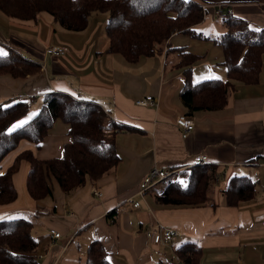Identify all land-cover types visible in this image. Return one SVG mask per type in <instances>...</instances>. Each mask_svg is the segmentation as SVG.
<instances>
[{"label":"crops","instance_id":"1","mask_svg":"<svg viewBox=\"0 0 264 264\" xmlns=\"http://www.w3.org/2000/svg\"><path fill=\"white\" fill-rule=\"evenodd\" d=\"M205 9L204 20L194 27L207 37L226 32L225 17L233 15L250 28H264V0H194ZM221 13L222 16H220ZM105 13H94L81 32L60 27L54 17L41 12L34 20L22 21L0 10V51L11 47L41 64V71L24 78L0 74V104L15 99H32L30 110L13 128L32 118L43 104L44 94L62 91L98 102L121 125L116 149L121 159L109 174L88 180L85 186L68 192L53 179L51 195L33 199L27 190L30 164L20 161L12 181L17 198L0 205V220L26 217L38 247L40 264H86V249L99 239L111 264H158L174 257L183 241L197 242L203 264H264V55L259 83L236 84L229 103L216 111L186 114L180 90L185 84L179 55L163 48L160 53L135 63L105 53ZM169 47H185L199 57L192 65L193 81L226 78L223 51L213 40L174 34ZM63 47L59 56L47 53ZM151 95L155 102L136 105V99ZM186 115L195 122L187 137L176 126ZM71 141L68 125L54 121L39 144L24 138L0 162V175L16 158L32 152L40 160L61 158ZM206 156L196 163L195 157ZM197 164L215 166L217 177L209 197L213 204L181 208L156 200V189L137 195L143 178L153 167L177 172ZM236 175L255 182L251 200L231 205L225 190ZM93 188L102 192L98 198ZM140 203L134 207L129 198ZM117 210L114 217L108 214ZM155 225L174 231L169 241L153 244L147 232ZM61 233L53 239L50 230Z\"/></svg>","mask_w":264,"mask_h":264},{"label":"trees","instance_id":"2","mask_svg":"<svg viewBox=\"0 0 264 264\" xmlns=\"http://www.w3.org/2000/svg\"><path fill=\"white\" fill-rule=\"evenodd\" d=\"M0 10L8 17L34 20L41 12L51 14L56 23L68 31L81 32L90 24L94 13L107 15L105 53L119 55L129 63L160 53L163 48L179 55L177 66L183 68L186 80L180 90L186 114L216 111L224 108L236 91L237 83H259L264 55V28L252 29L247 21L227 15V30L219 37H207L194 29L205 18V9L194 0H0ZM174 34L215 41L223 51L222 64L226 78L212 77L193 81L192 65L199 57L185 47H169ZM0 55V74L24 78L41 71V64L6 47ZM32 99H15L0 104V162L15 149L21 139L39 145L57 119L68 125L71 141L61 158L40 160L30 151L16 158L0 175V205L13 202L17 191L12 181L20 161L30 164L27 190L39 200L51 195L50 182L55 179L64 192L85 186L109 174L121 157L115 135L124 127L116 122L98 102L78 98L62 91L43 96L39 111L22 126L15 123L30 110ZM217 172L213 165L197 164L166 178L156 189V200L168 206L194 208L213 204L209 193ZM231 205L251 200L255 182L247 175L234 176L224 191ZM113 210L108 217H114ZM32 223L26 217L0 220V264H40L35 255L38 243L32 234ZM201 246L192 240L174 248V257L158 264H203ZM174 258L179 259L176 261ZM86 264H111L105 246L94 239L86 249Z\"/></svg>","mask_w":264,"mask_h":264},{"label":"built area","instance_id":"3","mask_svg":"<svg viewBox=\"0 0 264 264\" xmlns=\"http://www.w3.org/2000/svg\"><path fill=\"white\" fill-rule=\"evenodd\" d=\"M218 14H220V16L223 17V15H221L220 12ZM65 51H66L65 48L59 47V46L50 47L47 49L48 54H52L55 56L62 55ZM135 102H136V105H139V106H148V105H152L155 102V99L151 95H147L145 97L136 99ZM175 123H176V126L181 129L182 136L184 138L187 137L188 134L195 128V122L186 115L179 116L176 119ZM206 159L207 157L204 155L198 156V157H195V162L201 163V162H204ZM171 174L172 172L168 169H162L156 166L153 167L149 171V173L143 178L142 182L140 183L138 187L137 195L143 196L151 188L159 184L164 179L168 178ZM92 190H93V194L96 197L98 198L102 197V192L98 188H93ZM129 201L133 203L134 207H137V208L140 207V203L138 201H134L133 197L129 198ZM50 234L52 238L55 240L61 237V233L55 229H51ZM175 234L176 233L172 230L164 229L160 225H155L147 232V237L151 243L158 245V244H161L163 241L171 240ZM174 259L176 261H179V259L177 258H174Z\"/></svg>","mask_w":264,"mask_h":264},{"label":"snow or ice","instance_id":"4","mask_svg":"<svg viewBox=\"0 0 264 264\" xmlns=\"http://www.w3.org/2000/svg\"><path fill=\"white\" fill-rule=\"evenodd\" d=\"M0 55H6V53L0 52Z\"/></svg>","mask_w":264,"mask_h":264}]
</instances>
